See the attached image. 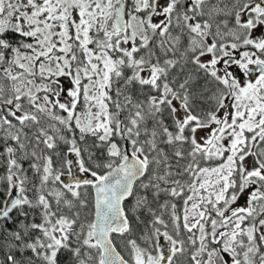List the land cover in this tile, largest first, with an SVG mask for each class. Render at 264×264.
<instances>
[{"label": "snow or ice", "instance_id": "obj_1", "mask_svg": "<svg viewBox=\"0 0 264 264\" xmlns=\"http://www.w3.org/2000/svg\"><path fill=\"white\" fill-rule=\"evenodd\" d=\"M0 264H264V0H0Z\"/></svg>", "mask_w": 264, "mask_h": 264}]
</instances>
